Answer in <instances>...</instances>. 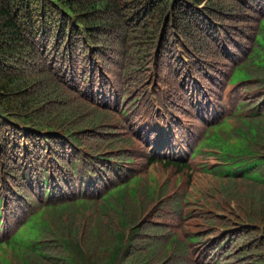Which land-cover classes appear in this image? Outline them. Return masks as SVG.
<instances>
[{
    "label": "trees",
    "instance_id": "obj_1",
    "mask_svg": "<svg viewBox=\"0 0 264 264\" xmlns=\"http://www.w3.org/2000/svg\"><path fill=\"white\" fill-rule=\"evenodd\" d=\"M0 264H264V0H0Z\"/></svg>",
    "mask_w": 264,
    "mask_h": 264
},
{
    "label": "bare ground",
    "instance_id": "obj_2",
    "mask_svg": "<svg viewBox=\"0 0 264 264\" xmlns=\"http://www.w3.org/2000/svg\"><path fill=\"white\" fill-rule=\"evenodd\" d=\"M191 86V85H190ZM88 241V240H87Z\"/></svg>",
    "mask_w": 264,
    "mask_h": 264
}]
</instances>
